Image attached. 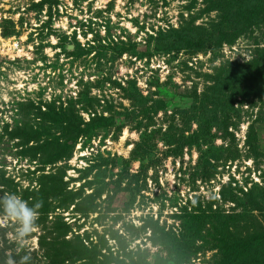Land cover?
<instances>
[{
	"label": "rangeland",
	"instance_id": "374dc122",
	"mask_svg": "<svg viewBox=\"0 0 264 264\" xmlns=\"http://www.w3.org/2000/svg\"><path fill=\"white\" fill-rule=\"evenodd\" d=\"M40 1L0 0L4 264H48L57 223L76 254L87 248L63 264H216L218 221L230 230L222 241L232 242L246 205L264 230L248 206L254 196L264 203V97L233 102V137L214 123L216 137L201 135L202 115L191 108L215 67L251 58V41L195 53L173 39V29L216 16L202 12V0ZM69 126L82 133L69 139ZM56 139L70 141V158L49 159ZM41 180L56 191L37 209ZM12 197L39 212L35 231L22 234L9 216Z\"/></svg>",
	"mask_w": 264,
	"mask_h": 264
},
{
	"label": "trees",
	"instance_id": "16d2710c",
	"mask_svg": "<svg viewBox=\"0 0 264 264\" xmlns=\"http://www.w3.org/2000/svg\"><path fill=\"white\" fill-rule=\"evenodd\" d=\"M202 1L206 4L202 12L209 13L215 11L216 16L205 24L194 25L191 23L192 25L186 30L173 29L175 37L173 39H177V42H186V48L195 51V53L204 52L206 49L212 51L219 50L223 44L232 46L240 38L251 41L249 48L251 58L241 62L226 60L223 65L215 67V73L211 76H206L211 79L212 84L207 86L203 91L198 101V106L196 105V92H194L195 98L191 107L192 112L196 113L195 111L198 110L199 114L202 115V123L205 125V128L201 129V135L205 133L211 137H216L217 134H210L211 124L214 123L218 129L225 131L224 135L233 137L227 131L228 126H231L228 123L229 111L234 112L233 102L240 98L244 101H249L251 106H255V101H262L264 97V44L260 43L264 41V0ZM40 2L42 3V0ZM189 7L193 8L194 6L191 4ZM191 19L194 21L196 17H191ZM2 33L3 36H8L9 34L6 31ZM165 51L171 50L168 47ZM227 99L229 102L225 101ZM49 111L52 113L50 116L55 115L57 118L64 117L66 121L70 118L66 113L55 111V108H49ZM184 117L187 121L190 119V116ZM252 128L253 126L250 124L246 137L249 146ZM73 131L77 132L73 133ZM65 132L69 137L72 133L73 138L75 133H82L81 130L73 129L72 126L66 128ZM55 142H57L55 148L60 151L55 149V153L52 152V156L49 159L55 162L61 161L64 158H70V154L67 153V150L71 147L69 145L70 141L67 142L66 139L61 145L57 139ZM49 144L51 145V143ZM44 146L47 147V143ZM202 163L207 166L209 164H206L204 161ZM205 170L207 171V168ZM5 183L6 180L3 184ZM46 185L47 183L41 180L39 192L32 193L33 202L37 201L36 203L45 204L47 203V194H55L56 188L52 186H48L50 187L48 188ZM250 192H247L245 195L252 197ZM252 198L255 199H250L248 206L256 208L261 213L260 215L264 221V203L258 204V197L256 196ZM69 201H71V197ZM237 205L243 206V203H238ZM246 207L247 205L243 206L244 210L248 212L237 215L238 219L247 218L242 221L244 222L242 228H239V225L234 226L235 231L233 234L235 235H233L232 242L227 243L225 240L222 241V238L226 237V234L230 230L221 221H218L219 223H217L214 231L217 232L222 227V233L220 232L219 234V231L217 232L218 236L221 237L216 239L219 247L217 253L218 255L220 254L219 261L216 264H264V230H259L255 226L256 224L260 226V222L256 218L252 219L253 216L249 210L245 209ZM58 229L57 223L56 235L48 243L47 249L43 251V257L45 260H48V264H63L65 260L74 263V259H77V257L81 258L82 253L87 252V248L83 244H80L81 250L76 254L75 248L69 241L63 239L64 233L59 232ZM243 231L244 234H242ZM5 261L6 256H0V263L4 264Z\"/></svg>",
	"mask_w": 264,
	"mask_h": 264
},
{
	"label": "clouds",
	"instance_id": "9594fccd",
	"mask_svg": "<svg viewBox=\"0 0 264 264\" xmlns=\"http://www.w3.org/2000/svg\"><path fill=\"white\" fill-rule=\"evenodd\" d=\"M40 207V203L35 205L37 209ZM6 211L12 219L21 223L22 234H28L36 230L35 221L39 218V212L29 208L27 202H23L17 197L9 198L6 201Z\"/></svg>",
	"mask_w": 264,
	"mask_h": 264
}]
</instances>
